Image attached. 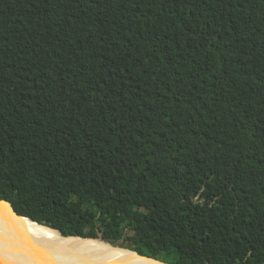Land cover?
<instances>
[{"label":"trees","instance_id":"obj_1","mask_svg":"<svg viewBox=\"0 0 264 264\" xmlns=\"http://www.w3.org/2000/svg\"><path fill=\"white\" fill-rule=\"evenodd\" d=\"M0 198L170 264H264V0H0Z\"/></svg>","mask_w":264,"mask_h":264},{"label":"bare ground","instance_id":"obj_2","mask_svg":"<svg viewBox=\"0 0 264 264\" xmlns=\"http://www.w3.org/2000/svg\"><path fill=\"white\" fill-rule=\"evenodd\" d=\"M58 234L59 232L55 228L40 225L29 218L17 217L8 205L0 203V264H4L6 261H9V264H35L34 261H31L32 258L27 260L22 256V244L19 243L23 241L21 238L26 236L31 240L38 237L55 239L59 237ZM84 243L88 246H82L78 243V246L73 247V249L86 255L89 254L88 256L98 255L104 259L107 256L111 258L123 256L128 259H135L130 263L123 261V264H156L150 261L139 262V258H136L134 254L120 250L118 247L112 248L99 240H88Z\"/></svg>","mask_w":264,"mask_h":264},{"label":"water","instance_id":"obj_3","mask_svg":"<svg viewBox=\"0 0 264 264\" xmlns=\"http://www.w3.org/2000/svg\"><path fill=\"white\" fill-rule=\"evenodd\" d=\"M0 203H5L6 205H8L17 217L29 218L30 220H32L31 217L26 216L24 213H20L19 209H15L10 201L0 198ZM32 221L40 224L36 220H32ZM43 226H47V225H43ZM47 227H51V226H47ZM56 230L59 232L58 234L59 237L55 239L38 237V238H33L31 240L30 238L23 236L21 238L23 239V241L19 242L20 244H22L21 245V252L23 251L22 256L25 257L27 260L32 258L31 261H34L35 264H87V263L123 264V261H127L128 263H130V261L135 260L134 258L128 259L123 256H119V258L117 257L111 258L107 256L104 259V257L98 255L88 256L89 254L86 255L73 249V247L78 246V243L80 245L82 244V246L84 245L88 246L86 243H84L85 241L99 240L101 242H104L105 244H108L112 248L118 247V249L120 250H124L127 251L128 253L134 254L136 258H139L138 259V261L140 260L139 262L144 263L150 261L151 263H156V264H170L149 256L141 255L137 251L129 247H120V246L112 245L110 242L105 241L102 238L64 235L60 232L59 229ZM16 243L19 245L18 242ZM4 264H9V261L4 262Z\"/></svg>","mask_w":264,"mask_h":264},{"label":"rangeland","instance_id":"obj_4","mask_svg":"<svg viewBox=\"0 0 264 264\" xmlns=\"http://www.w3.org/2000/svg\"><path fill=\"white\" fill-rule=\"evenodd\" d=\"M59 224H57L58 226ZM133 232L132 231H128L127 229H123L121 231H119L118 233H116L115 235V238H116V243H111L112 245H115V246H120V247H124V244H128V242L124 241V237L126 235H129V234H132ZM176 262L177 259H175Z\"/></svg>","mask_w":264,"mask_h":264}]
</instances>
